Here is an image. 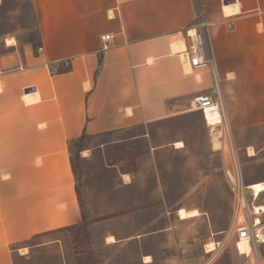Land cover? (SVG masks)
Returning <instances> with one entry per match:
<instances>
[{"label": "crops", "instance_id": "obj_1", "mask_svg": "<svg viewBox=\"0 0 264 264\" xmlns=\"http://www.w3.org/2000/svg\"><path fill=\"white\" fill-rule=\"evenodd\" d=\"M32 3L44 52L12 46L0 60V264L83 222L69 144L84 133L171 119L198 94L222 100L233 130L264 124V0ZM198 20L210 69L183 59ZM104 34L115 35L107 52ZM63 63L72 70L60 73Z\"/></svg>", "mask_w": 264, "mask_h": 264}, {"label": "rangeland", "instance_id": "obj_2", "mask_svg": "<svg viewBox=\"0 0 264 264\" xmlns=\"http://www.w3.org/2000/svg\"><path fill=\"white\" fill-rule=\"evenodd\" d=\"M8 40L16 42L17 56L39 43L32 0L0 1V60L13 53ZM232 134L245 182H264V124ZM178 142L184 148L177 149ZM213 145L203 114L190 106L171 119L75 146L86 158L74 157L85 226L28 242L16 264H254L253 256L237 252L231 230L227 171L233 158L227 146L215 151ZM79 146L86 150L80 153ZM109 163L115 166L108 169ZM180 209L201 216L180 220ZM110 236L117 243L106 246ZM211 245L216 250L208 254ZM259 251L264 258V246Z\"/></svg>", "mask_w": 264, "mask_h": 264}, {"label": "built area", "instance_id": "obj_3", "mask_svg": "<svg viewBox=\"0 0 264 264\" xmlns=\"http://www.w3.org/2000/svg\"><path fill=\"white\" fill-rule=\"evenodd\" d=\"M207 23L199 20L195 26L186 31V50L183 59L195 70L210 69L212 67V56L205 50V31ZM114 34L101 36V52H107L113 48ZM39 53L44 48L38 49ZM191 110L203 114L204 121L210 130L213 140H222L227 146L232 158L233 169L227 171L229 190L233 200V216L231 230L236 232L235 249L241 256L249 258L248 253L242 252L244 242L254 250V264H264V258L260 254V247L264 246V210H257L264 205V190L255 192L251 185L244 180L241 165L237 156V150L232 134V128L225 117L222 100L213 98L207 94H198L191 101ZM212 120H216L212 122ZM210 264V263H209Z\"/></svg>", "mask_w": 264, "mask_h": 264}, {"label": "trees", "instance_id": "obj_4", "mask_svg": "<svg viewBox=\"0 0 264 264\" xmlns=\"http://www.w3.org/2000/svg\"><path fill=\"white\" fill-rule=\"evenodd\" d=\"M41 46V42L39 40V43L38 44H34L33 45V49H34V53L36 54V52L38 51L39 47ZM72 70V66L71 64H61L60 66V69H59V72L60 73H68ZM53 72V70H52ZM118 132H109L107 134H105L106 136L109 135H114ZM105 135H98V136H90V135H87V134H83L80 138H78L77 140H74V141H71L70 144H69V148H70V152H71V165H72V169H73V173H74V176H75V179H76V183H77V195H78V199H79V203H80V207H81V210H82V216H83V222L79 225H76V226H73V227H69V228H65L64 230H73V229H78V228H82L85 226V222H86V219H85V215H84V211H85V203H84V198H83V191H82V188H81V183H80V177L78 175V167L76 166V162L74 161V157L75 156H79L78 157V160L80 161H85V159L81 158L80 155H76V150H74V147L75 146H78V145H82L87 139L89 138H97V137H100V136H105ZM79 146V152H83L84 150H86L84 147H80ZM79 153V154H80ZM115 164L113 163H109L108 164V169H111V167H114Z\"/></svg>", "mask_w": 264, "mask_h": 264}, {"label": "bare ground", "instance_id": "obj_5", "mask_svg": "<svg viewBox=\"0 0 264 264\" xmlns=\"http://www.w3.org/2000/svg\"><path fill=\"white\" fill-rule=\"evenodd\" d=\"M7 42H8L9 45H12V46L16 44V42L13 41V40H8ZM215 121L216 120H212V122H215ZM175 146H176L177 149L184 148V144L182 142H178ZM213 146H214L213 150L219 151L222 148V143L220 142L219 139H215ZM249 155L251 157L255 155L252 152L251 149L249 150ZM251 186H252L251 188L255 192H260V191L264 190V182L255 183V184H252ZM257 210H259V211L264 210V205H261L260 208L257 207ZM178 216H179L180 220H189V219H194V218L200 217L201 213L198 210L187 211L185 209H180L178 211ZM107 243L114 244V243H117V240H116V238L114 236H110V237L107 238ZM215 250H216L215 246L211 245L209 251H207V252H208V254H210V253H213ZM22 251H26L24 254H27V249H24ZM242 252L243 253H248L249 256H247V257L250 258V257L253 256V254H251V253H254V250H252V248L249 246V244L247 242H244L243 246H242ZM149 262H151V257H145V263H149Z\"/></svg>", "mask_w": 264, "mask_h": 264}]
</instances>
